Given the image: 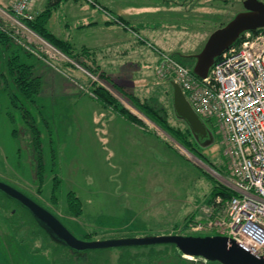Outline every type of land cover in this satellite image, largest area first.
<instances>
[{
	"label": "rangeland",
	"instance_id": "rangeland-1",
	"mask_svg": "<svg viewBox=\"0 0 264 264\" xmlns=\"http://www.w3.org/2000/svg\"><path fill=\"white\" fill-rule=\"evenodd\" d=\"M95 1L104 5L102 0ZM108 1L112 9H132L142 23H154L153 30L164 38L158 43L164 49L146 38L154 49L143 46L152 51L155 60L148 58L152 54L145 48L138 53L141 57L115 59L112 65L96 60L94 54L83 55L79 62L98 66L96 73H90L25 25L16 23L20 20L12 13L10 4L8 7L4 2L0 9V69L5 72V62L13 51V55L20 56L21 63L33 65L41 86L31 98L35 101L29 103L18 92L14 78L9 75L0 78L6 84L0 83V181L42 204L80 239L83 233L101 240L182 232L181 227L191 215L193 219L184 225L183 233L196 234L189 230L190 225L195 221L203 223L224 210L228 198L217 195L221 199L218 204L205 201L214 185L228 188L232 146L215 120L211 121L215 140L210 147L199 149L192 142L185 146L168 132L167 129L184 131L185 125L173 117L171 89L166 81L172 69L162 58L168 55L180 65L191 67L194 58L181 60L178 56L196 55L214 30L244 10L243 0ZM51 3L43 0L42 9ZM31 10L32 14L37 12ZM53 32L57 33L54 29ZM136 35L144 37L140 32ZM71 36L76 47L92 41L82 39L85 32ZM93 40L97 43L102 39ZM98 86L104 87L141 122V126L137 124L141 130L157 135L166 144L155 137L140 136L134 124L102 106L93 93ZM120 89L142 101L160 102L171 128L166 124L167 129L159 126L150 115L133 107L120 95ZM11 95L17 96L16 107ZM24 108L35 120L38 140L29 134L21 117L20 110ZM37 165L42 179L36 176ZM55 177L60 183L52 193ZM67 192H73L82 201L83 212L79 217L67 209ZM5 198L0 192V264H12L2 248L14 249L22 244L28 245L32 255L30 259L20 258L24 260L22 264H79L76 253L51 240L44 230H37L34 222L13 231L23 218L10 226L6 217L10 220L11 207L3 202ZM208 234L215 235L214 231L198 235ZM83 255L85 261L81 259V264H117L120 252L87 250ZM188 259L192 264H209L201 258ZM156 263L189 264L172 256Z\"/></svg>",
	"mask_w": 264,
	"mask_h": 264
},
{
	"label": "built area",
	"instance_id": "built-area-1",
	"mask_svg": "<svg viewBox=\"0 0 264 264\" xmlns=\"http://www.w3.org/2000/svg\"><path fill=\"white\" fill-rule=\"evenodd\" d=\"M31 5L32 0H12L10 7L19 17L26 16ZM105 14L131 31L116 17ZM240 37L238 44L216 58L204 79L168 55L162 60L172 69L171 77L195 113L201 119L215 120L225 131L233 152L228 188L234 194L226 200L223 212L203 223L195 221L189 230L196 234L214 231L264 258V28ZM139 40L153 48L144 39ZM220 202L216 197L215 203Z\"/></svg>",
	"mask_w": 264,
	"mask_h": 264
},
{
	"label": "water",
	"instance_id": "water-1",
	"mask_svg": "<svg viewBox=\"0 0 264 264\" xmlns=\"http://www.w3.org/2000/svg\"><path fill=\"white\" fill-rule=\"evenodd\" d=\"M242 5L244 10L238 12L228 23L214 30L207 37L201 50L193 56L192 72L198 78H206L216 58L233 45L244 32L264 28V2L243 0ZM169 84L172 89L171 104L174 116L187 125L193 138L201 147L211 145L214 142L211 131L192 109L180 86L174 80H169ZM0 192L24 207L51 240L76 253L79 264L85 261L83 253L87 250L161 244L174 245L184 257L201 258L219 264H264L262 256L247 251L234 240L220 234L204 236L158 234L116 239L82 240L72 234L52 212L24 193L1 181Z\"/></svg>",
	"mask_w": 264,
	"mask_h": 264
},
{
	"label": "trees",
	"instance_id": "trees-1",
	"mask_svg": "<svg viewBox=\"0 0 264 264\" xmlns=\"http://www.w3.org/2000/svg\"><path fill=\"white\" fill-rule=\"evenodd\" d=\"M51 1H53V3H51L49 6H46L40 12H36V13L32 14L33 11L31 9H29L31 11H28L26 16L17 17L20 20L19 22L22 23L23 25H25L30 30H32L34 33H36L38 36H40L42 39H44L47 43H49L55 49L59 50L66 57H68L70 60H72L74 62H78L81 67L88 70L90 73H96L98 71V66L90 67V66H88L82 62H79V60H78L83 55L88 56L90 54H93L91 51H89L85 47H79L78 49L74 48V46L71 44L70 40L58 38L47 28V23H48L49 18L51 17L53 10L61 2V0H51ZM82 1L89 3L88 0H82ZM92 2H94V1H92ZM94 4L98 5L95 2H94ZM99 7L103 10V8L101 6H99ZM116 19H118L122 24H124L119 18L116 17ZM240 38L241 37H239L233 45L238 44L241 40ZM143 44H145V43L143 42ZM6 47H7V45L4 48L6 49ZM12 47H14V46L12 45ZM11 54L12 55L11 56L9 55L6 62H5V69H6L5 72H2V70L0 69V78L1 77L5 78L6 75H9L11 78H14L13 83L17 85L18 92L22 95V98L29 100V103H30V101L34 102L35 100L31 99V98L33 97V95H35L37 90L40 88L41 80H40L39 76L34 75L32 64L26 63V62L21 63V61H20L21 58L19 55H17V54L13 55V51H11ZM178 57H180L181 60H184V58H187L188 60L193 59V56H189V55L188 56L181 55ZM182 64H184V63H182ZM189 68H192V66ZM169 80H173V77H168L166 79L168 84H169ZM4 81L5 80H3V81L0 80V83L5 84ZM169 86H170V84H169ZM170 89H171V86H170ZM171 91H172V89H171ZM118 92L120 93V95L125 96L129 100V103H131L133 105V107L137 108L141 112H144V114H146V115H150V117L152 119H154V121L159 126H162V127L165 126L166 127V125H167V123H166L167 122L166 121L167 113H166L165 107L160 102H158L157 100L154 101L151 99L142 101L137 96H134L133 94L126 93L122 89H120ZM93 93L96 95L99 103L102 106L111 108L115 114L122 116L123 118H125L127 121H129L131 123H134V124L136 123V125L138 124L141 126V122L136 117H134L125 107H123V105H121V103H119V101H117L114 97H112L111 94L104 87L98 86V87L94 88ZM11 98H12L11 102L16 107L15 100L17 99V96L11 95ZM149 103H153V104H149ZM170 107L172 109L171 92H170ZM17 108H20V106ZM20 111H21V117L23 118L24 122L27 123L28 131H30L29 134L30 135L32 134L34 136V140H38V136H37L38 131L34 125L35 124L34 118L30 117V113L25 108L23 110L21 109ZM172 114L176 120H179L182 123H184L182 120L177 119L174 116L173 109H172ZM202 120L205 123L206 127L211 131V133L214 137V140H215L214 128L211 127V125L213 126V123L211 122L213 119H210L207 121L204 119H202ZM184 125H185L184 131L172 129L173 131L171 132L169 129H167V127H166V129L168 130L169 133L172 134V136L178 142L184 144L185 146H189V144L193 143L197 148L202 149V147L193 138V136H192L189 128L187 127V125L185 123H184ZM167 126H169V125H167ZM158 140L160 142H162L163 144H166L165 141H163L160 137H158ZM211 145H209L207 147H210ZM32 148H34V147H32ZM41 175L42 174H41L40 167H39V165H37L36 176L38 179H42ZM59 183H60V180L55 177L53 182H52V188H51L52 193L54 192V190L56 188L59 187ZM233 194H234V192L228 188L219 187L217 185H214L212 187V189L209 193L208 199L205 201V203L206 204H211L212 202L214 203L217 195H221L223 199H227ZM65 199H66L68 211L72 215L79 217L83 212L82 201L73 192H67L65 195ZM51 200L53 201V197L51 198ZM192 219H193V216L191 215L189 218L186 219L184 225L187 224ZM184 225L181 227L182 232L173 231V232H166L164 234L186 235L183 233ZM174 227L176 228L177 225H174ZM194 235H198V234H194ZM134 236L135 235H133L132 237H134ZM82 237H83V238H81L82 240H94L90 237V235L88 233H83ZM63 247L66 248L65 246H63ZM112 249L120 252L117 264H144L143 261L146 262L145 264H155V262L157 260H161L165 256H172V257H175L177 259H181V260L185 261L186 263L192 264V261H190L191 259L184 257L175 248V246L172 244L119 247V248L100 249V250H96V251L112 250ZM141 250H143V252ZM195 259H199V258H195ZM206 263L219 264L217 262H209V261H206Z\"/></svg>",
	"mask_w": 264,
	"mask_h": 264
},
{
	"label": "crops",
	"instance_id": "crops-1",
	"mask_svg": "<svg viewBox=\"0 0 264 264\" xmlns=\"http://www.w3.org/2000/svg\"><path fill=\"white\" fill-rule=\"evenodd\" d=\"M42 1L43 0H32L31 9L33 8L34 11L40 12V9H42ZM93 1L101 6L103 10L96 9L91 4H88L82 0H61V2L53 10L51 17L48 20L47 28L58 38L70 40L74 48H87L95 55L96 60H102L106 62L107 65H112V61H114L115 59L119 60V58L123 59L125 57L135 58L137 55H139L138 53H143L142 51L145 47L143 46V42L139 40L140 38L136 36V33L138 34V32H140L144 36L141 39L146 38L153 40L158 45V47L162 48L158 43L160 42V39L164 38H159L161 36H157L158 33L156 32V30H153L155 29L153 28L154 23H142L143 20L139 16L137 11H132V9L128 8L125 10L123 8L112 9L110 8L111 4L108 0H102L104 5H100L95 0ZM4 2H6L9 7V4H11L12 0H0L1 10L4 6ZM8 10L10 12L9 8ZM106 11L113 17L119 18L125 26L131 29V31H128L125 28H122L118 24L114 23L105 14ZM53 22L55 24L54 28H52L54 25H52ZM16 23L19 24V21L16 20ZM163 28H165V26ZM53 29L57 31L58 35L57 33L55 34L53 32ZM79 32H85V36L82 39H86L87 37V39H92V41L88 40L87 44H80L76 47L74 36L71 35L72 33L78 34ZM93 39L102 40L96 43ZM146 50H148L152 54V57H148L149 59H156L152 51H150L149 49ZM148 51H145L144 54H147ZM142 59L143 58H141L139 62H141ZM134 60L136 61V59ZM136 65H138V67L140 66L139 63ZM119 68H121L120 65ZM119 117L123 118L122 116ZM123 120L126 119L123 118ZM134 125L141 132V134H139L140 136L155 137L156 140H158L157 135L145 132L141 130L140 127H138L136 124ZM149 143L152 144L151 142Z\"/></svg>",
	"mask_w": 264,
	"mask_h": 264
},
{
	"label": "flooded vegetation",
	"instance_id": "flooded-vegetation-1",
	"mask_svg": "<svg viewBox=\"0 0 264 264\" xmlns=\"http://www.w3.org/2000/svg\"><path fill=\"white\" fill-rule=\"evenodd\" d=\"M3 202L5 203H8V205H10L11 207V210H10V220L7 219L6 217V220L8 221V223L11 225H14L16 222V220L22 219V221L20 222L19 221V224L16 225V227L12 228V230H17L19 229L20 227H25V226H28L30 222H34L33 224L35 225L34 227H36V229H40L42 231V228L34 221V219L32 218V216L29 214V212L24 208L22 207L18 202L14 201V200H11V199H7V197L5 198V200H3ZM5 203L1 204L4 205ZM38 203V202H37ZM40 204V203H39ZM42 205V204H40ZM3 209V207H2ZM19 211H23V212H19ZM18 212L20 214V216L18 215ZM21 217V218H20ZM33 219V220H32ZM28 245L26 244H22V245H16L14 249H7V248H2V252L5 253L8 261L12 264H22V262L25 260V259H30L31 258V254H29L28 252ZM12 252V253H11ZM12 255H14L12 257ZM24 260H22V259Z\"/></svg>",
	"mask_w": 264,
	"mask_h": 264
},
{
	"label": "bare ground",
	"instance_id": "bare-ground-1",
	"mask_svg": "<svg viewBox=\"0 0 264 264\" xmlns=\"http://www.w3.org/2000/svg\"><path fill=\"white\" fill-rule=\"evenodd\" d=\"M186 258H190V257H186Z\"/></svg>",
	"mask_w": 264,
	"mask_h": 264
}]
</instances>
